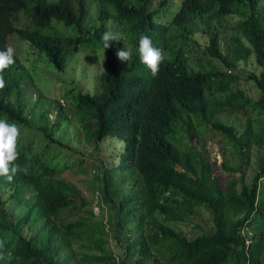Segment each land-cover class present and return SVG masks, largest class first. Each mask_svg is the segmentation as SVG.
<instances>
[{"label": "trees", "instance_id": "trees-1", "mask_svg": "<svg viewBox=\"0 0 264 264\" xmlns=\"http://www.w3.org/2000/svg\"><path fill=\"white\" fill-rule=\"evenodd\" d=\"M176 1L93 0L94 20L91 0H0V50L12 37L31 48L13 47L2 74L0 119L20 127L29 172L0 177V264H264V0H182L172 13ZM59 23L97 39L99 70ZM107 30L124 42L105 49ZM141 33L166 53L156 76L139 60ZM43 63L63 74L64 102L42 91L54 80ZM207 130L232 164L211 160ZM70 155L95 162L94 188L67 177Z\"/></svg>", "mask_w": 264, "mask_h": 264}, {"label": "rangeland", "instance_id": "rangeland-1", "mask_svg": "<svg viewBox=\"0 0 264 264\" xmlns=\"http://www.w3.org/2000/svg\"><path fill=\"white\" fill-rule=\"evenodd\" d=\"M180 1L182 0H177V3L172 4L171 6V10L172 13L176 12L178 10V5H180ZM34 5H31V7H33ZM90 9H93L92 11V17L94 20H97V15L96 13H98L96 11V6L93 2V0H91V7ZM111 12L114 13V9L110 8ZM26 12V11H24ZM173 15H169L168 18H172ZM168 24H170L168 22V20L164 21ZM55 23V22H54ZM60 24V23H59ZM98 24H100V22H98ZM107 25H109L110 27L114 28L115 27V22L113 19L107 20L106 22ZM21 28H26V27H30L31 26V18L26 14V13H22L21 14V23L19 25ZM56 29L58 32L63 33V36L65 37H70L72 39H74L77 43V51H78V59H83V54L86 55V58L88 59V61L90 62V68H94L95 70H99L100 69V62L99 59L103 58V63L105 61V53L104 50L102 49L101 45L98 43L97 39L94 38L93 36H83L81 34L78 33V31L74 28V27H67L64 26L63 24L56 25ZM168 31H166L163 34V38L161 40V42L163 41H168ZM10 44L12 47H14L16 50H18L23 57L27 55L28 52L31 51V48L29 46L28 43L18 40L17 38L12 37L10 40ZM24 59V58H23ZM86 59V60H87ZM31 64L32 62H29V66L31 68ZM83 64H87V62H83ZM83 64L80 66L81 70H84ZM44 68L42 69L43 74L47 77V80H51L53 78V74H57V75H63L62 73H58L54 70V66H49L46 63H43ZM80 65V64H79ZM32 70V68H31ZM234 73V72H231ZM72 76V74H71ZM90 78V75L88 76V79ZM54 79V80H53ZM52 83L49 84H41V88L42 91L48 96L50 97L53 101L54 100H60V102H64L61 95H63V90L61 89V84L63 83L62 79L55 77L53 78ZM74 81L78 82V78L77 75L74 77ZM81 84V83H80ZM85 86V85H82ZM90 90L93 89V86L90 85L88 87ZM84 90H86V87H84ZM32 113V112H31ZM36 124L41 126L42 122L39 120H36ZM30 138L32 139L33 142H35V146L39 149L41 146H45V141L43 142L44 138L43 136H38V135H34L31 134ZM200 142L202 144V147L206 148L209 152H210V158L212 161H218V163H223L225 161V159H230L231 160V164H232V157H231V150H229L228 155H225V151L227 149L226 145L224 143H222V138L220 135L214 133L211 130H207L206 133L204 135H202V137L200 138ZM234 154V153H233ZM88 158L90 157L91 153L87 152L85 154ZM48 156L49 157H57V154H54V152L52 150H48ZM67 162L65 164V167H69L71 169H74L72 172H70V174L67 176L69 179L73 180L75 182V184L83 189H92L94 188V183H95V179L93 178L95 176V168L93 163L95 162H90L86 157L84 156H79L77 155V157H75L74 155H70L66 158ZM84 163V164H82ZM82 164V165H81ZM82 168V169H80ZM75 171V172H74ZM84 171V172H82ZM264 183V181H263ZM264 188V187H263ZM89 195L90 199H91V206L94 208V213L96 214V216L98 217V219H96L97 221H104L105 223L109 222L110 215L108 213H105L104 215H102L101 212V207L98 204V201L96 199V196H92V193H86ZM203 214H208L210 216V218H207L209 220V222H212V216L209 214L208 211H204ZM82 218L80 217H76L74 219H72V222H81ZM189 230L192 233H197L194 230L193 226H189Z\"/></svg>", "mask_w": 264, "mask_h": 264}, {"label": "clouds", "instance_id": "clouds-1", "mask_svg": "<svg viewBox=\"0 0 264 264\" xmlns=\"http://www.w3.org/2000/svg\"><path fill=\"white\" fill-rule=\"evenodd\" d=\"M105 49L111 46L112 41H123L124 37L119 32L107 30L101 37ZM139 60L144 64L153 76H156L160 70L161 64L166 59V53L162 48L154 46L151 38L141 33L139 36L138 46ZM133 56V49L124 47L117 51V57L122 62H129ZM15 63V49L7 46L4 50H0V89L5 87V79L3 72ZM21 136V129L16 123H9L6 119H0V177H7L9 181L17 173L27 175L29 168L21 166L17 163L19 159L18 143ZM2 246V245H0ZM2 258V257H0Z\"/></svg>", "mask_w": 264, "mask_h": 264}]
</instances>
